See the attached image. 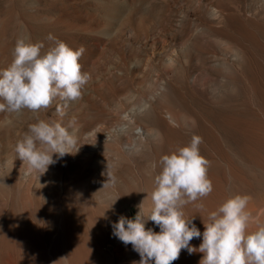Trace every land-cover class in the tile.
<instances>
[{
    "label": "rangeland",
    "instance_id": "374dc122",
    "mask_svg": "<svg viewBox=\"0 0 264 264\" xmlns=\"http://www.w3.org/2000/svg\"><path fill=\"white\" fill-rule=\"evenodd\" d=\"M49 34L85 49L78 62L91 80L63 117L55 105L0 113V240L32 246L39 264H54L56 251L62 264L139 263L112 225L133 219L142 201L150 214L160 158L193 135L203 138L214 191L186 205L185 219L202 234L210 212L242 195L247 232L264 225V0H0V69L17 39L42 42L43 54L55 46ZM38 119L67 127L79 148L54 155L40 178L15 151ZM109 172L114 185L105 184ZM186 251L173 264H199L202 253Z\"/></svg>",
    "mask_w": 264,
    "mask_h": 264
},
{
    "label": "clouds",
    "instance_id": "9594fccd",
    "mask_svg": "<svg viewBox=\"0 0 264 264\" xmlns=\"http://www.w3.org/2000/svg\"><path fill=\"white\" fill-rule=\"evenodd\" d=\"M47 39L54 41L55 46L43 54L42 42L17 39L12 62L0 69V113L19 115L27 110L38 114L55 105L56 113L63 117L70 104L82 99L91 80L78 62L85 49L73 50L51 34ZM73 123L70 121L69 127ZM202 143V137L193 135L187 146L160 158L161 171L154 177L153 207L147 217L142 201L133 219L120 216L112 225L113 235L123 244L132 245L139 254V264H173L182 250L189 255L202 253L199 264H264V225L247 232L253 222L246 210L248 196L230 197L210 212L208 222L202 221V234L193 219H185L186 205L207 198L214 191L207 175L209 162L200 155ZM76 144L74 135L61 123L38 119L17 141L15 151L22 165L27 166L26 174L37 173L40 178L56 163L54 155L64 157L74 148L78 151ZM107 177L105 184L114 185L115 176L109 172ZM197 207L203 209L204 205ZM148 221L159 227V233L146 229ZM201 236L199 247L191 246L190 242Z\"/></svg>",
    "mask_w": 264,
    "mask_h": 264
},
{
    "label": "bare ground",
    "instance_id": "6f19581e",
    "mask_svg": "<svg viewBox=\"0 0 264 264\" xmlns=\"http://www.w3.org/2000/svg\"><path fill=\"white\" fill-rule=\"evenodd\" d=\"M140 131V130H139ZM93 147V146H92ZM117 151V150H116ZM120 181V180H119ZM117 181V182H119ZM124 185V184H123ZM125 186V185H124ZM111 187V186H110ZM116 187V186H115ZM113 191V190H112ZM132 199V198H131ZM79 207V206H78ZM252 215V214H251ZM13 218V217H12ZM108 221V220H107ZM107 226V225H106ZM6 230V229H5ZM99 230V229H98ZM3 233H5V231H2ZM43 233V232H42ZM82 240V239H81ZM84 240V239H83ZM196 242V241H195ZM28 245V244H27ZM27 245H23L20 247V249H17V247H19V245H15L12 241H5L4 239L3 240H0V264H11V262L13 263V260L15 261L16 258H19V264H39V261H32V256H31V248H33L32 246H30L31 248H28ZM32 245V244H31ZM72 246V245H71ZM131 246V245H130ZM83 247V246H82ZM91 247V246H90ZM127 249V248H126ZM35 250V249H34ZM80 250V249H79ZM98 250V247L94 246L93 247V251H97ZM16 251H19V252H16ZM54 251V250H53ZM121 251V250H120ZM64 252V251H63ZM86 252V251H85ZM90 252V250H89ZM101 252V250H100ZM134 252V251H133ZM187 252V251H186ZM68 253V252H67ZM124 253V252H123ZM134 253H137V252H134ZM133 253V254H134ZM55 254L54 257H53V263L54 262H57V264H62V261H61V257L59 255V253L56 251V253H53ZM91 254V253H90ZM122 254V253H121ZM36 255V254H35ZM139 255V254H138ZM39 256H43V253H42V249H39L38 252H37V258L36 260L38 259ZM72 256V255H71ZM77 256V254H76ZM91 256V255H90ZM92 256H93V253H92ZM36 257V256H35ZM69 257V256H68ZM94 257V256H93ZM197 258V256H195ZM202 256H200L201 258ZM40 258V257H39ZM75 258V257H74ZM188 258V256H187ZM78 259H81V258H78ZM113 259V258H112ZM186 259V258H185ZM191 260V257L189 258ZM187 259V260H189ZM35 260V259H34ZM50 260V259H49ZM74 260V259H73ZM119 260V259H118ZM123 260V259H122ZM181 260V259H180ZM185 260V261H187ZM189 260V261H190ZM195 260V258H194ZM18 261V260H17ZM76 261V260H75ZM78 261V260H77ZM130 261V260H128ZM198 261V260H197ZM66 262V261H65ZM176 262V261H175ZM15 263V262H14ZM190 263V262H189ZM196 263V262H194ZM17 264V263H16ZM74 264H80L78 262L74 263ZM81 264H94L93 261L91 260V258H89V256L86 258H84V260H81ZM105 264H110L109 262H106ZM135 264H139V263H135Z\"/></svg>",
    "mask_w": 264,
    "mask_h": 264
}]
</instances>
